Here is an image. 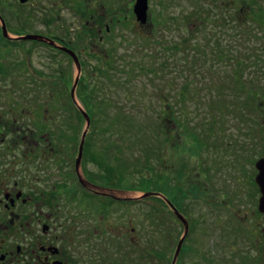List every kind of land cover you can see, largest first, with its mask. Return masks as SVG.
<instances>
[{"label":"rangeland","instance_id":"374dc122","mask_svg":"<svg viewBox=\"0 0 264 264\" xmlns=\"http://www.w3.org/2000/svg\"><path fill=\"white\" fill-rule=\"evenodd\" d=\"M62 1L63 11L57 8ZM242 1L148 0L144 26L134 13L136 0H0L3 16L10 25L18 21L23 35L50 30L74 49L82 64L78 82L85 80L98 94L108 95L106 103L96 99L97 106L110 108L112 114L116 106L142 109L146 117L134 118L142 125L156 120L164 97L178 122H165L171 127L170 137L162 133L155 141L148 133L149 145L158 152L128 160L121 169L129 183H139L148 171L142 172L143 164L152 163L155 172L147 178L158 175L156 182L163 183L164 193L184 211L192 229L176 264H264V214L258 211L255 182V164L264 157V110L253 98L258 94L262 101L264 95V0H244L249 6L245 11ZM48 11L57 15L51 26L46 22ZM40 42H22L17 55L15 44L0 41V108L10 111L5 114L9 127L16 117L10 106L19 107L9 137L20 134L26 142L18 153L21 166L31 168H27L31 181L22 183L35 186L39 194H48L54 184L66 190L58 195L56 226L61 224L67 235L65 247L72 263L148 264L144 252L159 251L170 256L171 264L184 227L171 217L170 207L161 204L162 197L151 193L146 198L159 201L141 203L139 198L146 195L142 191L97 189L119 198L114 206L103 207L80 188L72 195L67 192L78 176L99 174V168L82 160L78 176L73 174V180L69 176L75 171L86 120L83 117L79 127L72 114L79 135L71 151L68 139L76 131L68 123L70 114L62 110L64 101L50 94L71 92L79 72L69 56ZM217 48L218 53H227L228 65L208 54ZM58 71L70 73L69 89L42 84ZM37 88L42 99L36 98ZM76 100L84 109L77 96ZM98 109L104 122V110ZM90 127L91 122L86 138ZM186 131L195 132L197 140ZM94 136L101 141L107 134ZM96 140L90 144L95 141L100 153ZM127 141L132 148L135 141ZM27 146L35 149L36 158L29 156ZM150 213L155 214L156 225ZM134 245L143 249L134 250Z\"/></svg>","mask_w":264,"mask_h":264},{"label":"flooded vegetation","instance_id":"af4514ba","mask_svg":"<svg viewBox=\"0 0 264 264\" xmlns=\"http://www.w3.org/2000/svg\"><path fill=\"white\" fill-rule=\"evenodd\" d=\"M63 5L65 4L62 1L57 8L63 11L66 7ZM248 8L249 6L243 0L241 9L245 11V9ZM2 12L0 8V41L15 44L14 50L18 55L20 54L19 46L25 44L22 43L23 41L21 39L23 36L21 25L18 24V21L16 24L10 25V22L3 16ZM46 13L48 15L46 22L48 20L47 23L51 26L54 17L57 15L54 16L52 11ZM27 34L25 33L24 35ZM34 35L51 39L55 41V43H59L58 45L63 47L66 46L70 49V47H68L69 44H67V42L65 43L64 39H57L58 37L50 35V30L42 35ZM31 42L38 43V41ZM40 43L49 46L51 49L57 50V52L66 54L59 48L51 47L45 41ZM210 51L211 52H208V54L211 53L212 60L216 59V62L221 60L224 62L227 59V53L225 51H223V54L217 52L219 51L218 48L213 52L212 50ZM225 64L228 65L226 61ZM20 66L21 65L17 66L19 70ZM1 87L2 85L0 84V88ZM260 96L261 95L254 94L253 98L259 103L260 108L264 110V95L262 96V101L260 100ZM10 108H13L11 114L13 117L16 115V117H14V119L11 118L9 127H7L8 122L6 121L5 114L7 112L10 114V111H5L4 108H0V264H74L70 261L71 259H69L65 247L67 235H65L64 230L62 231L61 224L60 228L56 226L59 224L57 223V203L59 204L61 202V198L59 199L58 195L63 190H66L54 184V187L48 194H39L35 186L32 187V185H30L29 187L28 182V186L22 183V179H26V181L29 179L31 181L27 175V168L28 170L31 168L30 166H21L22 157L18 153L19 151L21 152L20 146L22 144L20 134H15L18 135L16 139L15 137H9V133L14 130L13 126L18 121L17 111L19 107L10 106ZM22 138L26 139L27 137ZM69 173H71L69 176L72 180L73 174L76 173V176H78L76 169L74 172ZM84 178L88 182L82 183L78 176V183L73 180L70 188L67 187V192L69 191L68 193L72 195L76 189L80 188L81 190L79 189V192H82L84 196L95 195L100 197L101 195H99L97 189L102 190V188L93 184L88 178ZM81 184H83L84 187ZM26 190L29 192L27 193ZM105 190L119 192L118 190L107 188ZM104 198L116 200L111 194L104 195ZM110 202L112 201L110 200ZM42 205L49 209L47 210L48 212L43 211V208H41L43 207ZM29 208L33 209L29 210ZM84 245L85 242L83 246Z\"/></svg>","mask_w":264,"mask_h":264},{"label":"trees","instance_id":"16d2710c","mask_svg":"<svg viewBox=\"0 0 264 264\" xmlns=\"http://www.w3.org/2000/svg\"><path fill=\"white\" fill-rule=\"evenodd\" d=\"M137 35L139 36V38H141L139 34ZM143 38L145 39L146 36H144ZM105 62H108V61H105ZM58 73H55L54 76L51 75V77L46 76L48 79L44 81L42 84L47 85L46 83H48V86H51L54 88L65 86L66 88L69 89L70 85L72 84V77L70 73L69 75L68 74L63 75L62 71H60L59 75ZM1 77L2 76H0V84L2 83V80H3ZM38 77L42 79L45 76L43 77V75H39ZM84 81L80 80L78 87H77V91H76L77 98L83 104L85 111L88 113L91 119L90 132L86 138V142L84 146L83 163H86V162L89 163L91 161L92 164L97 165V167L99 168V174H93L91 172H87L85 174L86 178H88V180H90L93 184H96L103 188L115 189L119 191H142L144 193L152 192L156 194H163L167 198H169V196L164 193V188L162 186L163 183L156 182V179L159 178L158 175H152L150 179L147 178L148 175L151 174V172H155V169L153 168L152 163L148 165L143 164L142 172L146 168H148V171L144 172L145 176L143 177V179H141L139 183L134 182L135 184L129 183L126 177V174L123 173L121 169V165H125L126 162H128V160H133L134 158L138 160L144 155L150 156L149 155L150 153L156 154L158 152L153 147V145L152 146L151 144L149 145V142H151V140H149L148 133H151V138L155 141L161 137L162 133L165 137L166 136L170 137V133L172 132V130L170 129L171 127H169L167 124L174 122L173 124L176 125L178 122L172 119V118H175V116L172 115L171 114L172 111H168L167 106L164 105L163 103L164 97L163 96L160 97V102L163 105L162 106L163 110L157 115L156 120L149 121L146 124L140 125L139 122L134 123V118L137 120L138 117L140 119H142L143 117H146V115L143 114L142 109H135L134 111L133 109H130V108H126V107L119 108L116 106L117 111L112 114V111H110V108L109 110L108 108L107 110H105L104 106H100V105L97 106L95 102L96 99H99L97 102H100V104L106 103L104 102L105 100L104 97L108 95H106L105 93L102 94L101 91H99L101 94H98V91L94 90L95 87H90ZM38 90H39L38 88L34 90V93H36V98L38 97L37 99L41 97L39 96ZM30 92H33V90H31ZM162 93L165 95V90ZM50 95L52 96L55 95L57 99L60 97L64 101V104H62V110L70 114L68 115V120H70L71 122H68V123L70 124V127L74 131H76L77 126L80 127V125L82 126L84 124V119L81 114V111H79V108L77 109V107L75 106V103L71 97V92L68 93L67 91V93H65L59 90L56 92L54 91ZM98 108H101L104 110L103 115L106 117L104 122H102L101 117H99ZM72 114L76 115V118L79 121V125L77 126L75 125L74 123L75 120ZM41 123L44 124V122H41ZM184 131H185V128H184ZM187 133L189 135L192 134L191 137H193L194 140H197V134H194L195 132L190 131ZM99 134H107V136L103 137L101 141H97L94 135L97 136ZM72 135L73 136L69 137L68 139L71 151L74 149V144L77 143V138H78L77 135L79 134L76 131L72 133ZM141 137H144L145 141H148V142L145 144V141H143ZM131 138L135 141L134 143H132L133 147H135L134 149L133 147L130 148L129 142L127 141ZM92 140H96L97 144H99V142L101 143L100 153H98L97 151V146L95 145V141L92 144H90ZM23 143L26 145V142L22 141V144ZM198 148L201 149L202 144L201 146H198ZM34 151H35L34 148H30L29 146H27V152L29 153V156L36 158L38 156V153L36 151L35 153H33ZM24 155H26V152H24ZM68 155L71 156L72 152H70ZM169 199L172 201L175 207L179 209L181 213H184V211H182L181 209V206L174 198H169ZM146 200H151V201L153 200V201L158 202L159 198L151 197ZM161 204L165 207L164 202ZM112 205H114V203ZM109 206L110 205L103 203V207H109ZM150 215H151V219L153 223H155L156 225L157 222L154 217L155 214L150 213ZM171 217L174 218L173 214ZM191 229H192V226H191ZM141 246L134 245V250H140V248L143 249V245ZM134 252H137V251H134ZM143 255H144V259L147 260L148 264H169L171 261L170 256L161 254L159 251H148L147 253L144 252ZM178 264H183V263H178Z\"/></svg>","mask_w":264,"mask_h":264},{"label":"water","instance_id":"95a60500","mask_svg":"<svg viewBox=\"0 0 264 264\" xmlns=\"http://www.w3.org/2000/svg\"><path fill=\"white\" fill-rule=\"evenodd\" d=\"M26 1H28V0H21L22 3H25ZM147 11H148V0H136V4L134 6V13H135L136 19L141 24H145L147 22ZM22 39L23 40H32V39L33 40H47L41 36H34V35H27V36L23 37ZM48 42L52 45L54 44L53 41H48ZM60 49L67 52L73 58L76 66L78 68L79 75H80L81 65H80V62H79L77 55L70 49H67L64 47L60 48ZM79 75L77 77V80H76L75 85H74L73 90H72V97L73 98H75V89H76V86H77V83L79 80ZM83 116L86 120V129H85V132L83 134L81 144L79 147V156L76 160L77 170H79L80 165H81V160H82L83 152H84V144H85V139H86V135H87V129L90 126V117L88 116V114L83 111ZM256 168L258 170V174H257L255 180H256V183H257V185L260 189V193H261V197H260L259 203H258V210L260 213L264 214V157L261 158L259 161H257ZM150 195H152V194L148 193V194L142 196V198L149 197ZM174 212H175V215L177 216V218L184 224L185 232H184V236L182 237V239L178 243L176 253L174 256V260H173V264L176 263L177 258L180 254V251L182 249L183 243H184L186 237L188 236V232H189V224H188L187 219L181 213H179V211H177V209H174Z\"/></svg>","mask_w":264,"mask_h":264}]
</instances>
